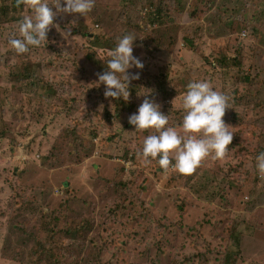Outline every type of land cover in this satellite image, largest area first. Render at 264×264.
Masks as SVG:
<instances>
[{
  "label": "rangeland",
  "instance_id": "1",
  "mask_svg": "<svg viewBox=\"0 0 264 264\" xmlns=\"http://www.w3.org/2000/svg\"><path fill=\"white\" fill-rule=\"evenodd\" d=\"M159 5L161 25L137 21L140 7ZM72 20L56 17L44 47L30 48L31 70L47 84L28 80L21 93L22 66L7 43L20 20L0 26V264H225L231 251L227 264H264V180L255 168L264 81L249 85L255 97L233 65L216 62L239 58L243 72L264 80V0H95ZM98 33L113 35L114 48L123 35L137 37L133 55L144 67L128 101L106 100L92 84L114 49L92 42ZM195 81L232 98L227 156L187 176L143 165L136 153L155 133L128 123L140 94L151 90L166 127L179 130L181 98ZM81 221L79 236L64 233Z\"/></svg>",
  "mask_w": 264,
  "mask_h": 264
},
{
  "label": "clouds",
  "instance_id": "2",
  "mask_svg": "<svg viewBox=\"0 0 264 264\" xmlns=\"http://www.w3.org/2000/svg\"><path fill=\"white\" fill-rule=\"evenodd\" d=\"M30 14L18 22V29L8 38L9 47L17 54L28 53L30 48L41 47L47 42L48 32L55 26L56 17H85L95 6V0H16ZM53 8L55 11H53ZM132 34L118 39L114 49L108 52L104 71L97 73L92 84L95 88L104 86L103 96L110 100L130 97V85L140 78L144 64L133 55ZM131 69L137 71L132 72ZM151 90H144V99L137 111L128 117L134 132L154 130L144 138L142 148L136 153L137 159L147 166L156 161L165 172H175L181 176L193 174L206 159H223L229 152L233 140L232 128L226 125L223 117L231 109V97L222 91L214 90L208 81H195L187 85L182 95L180 107L182 122L179 130L168 125V115L161 112V105L149 99ZM255 168L260 179L264 180V152L255 157Z\"/></svg>",
  "mask_w": 264,
  "mask_h": 264
},
{
  "label": "trees",
  "instance_id": "3",
  "mask_svg": "<svg viewBox=\"0 0 264 264\" xmlns=\"http://www.w3.org/2000/svg\"><path fill=\"white\" fill-rule=\"evenodd\" d=\"M48 1H50V0H48ZM154 8L155 9L148 11V10H144V7H140L139 10L137 11V21L141 22L145 25L148 24L151 26L161 25V23H162L161 20H162V17L164 16L163 12L161 10L162 5H159L158 7H154ZM25 10L26 9L22 5L19 7L17 6L16 0H0V26H2L3 24L9 23V22L21 20ZM117 18L121 19L122 23H125V19L127 17L123 16V14L121 13L118 15ZM128 25L131 26V24H128ZM132 26H135V25H132ZM138 28L143 30L144 33L146 34L147 29L145 26H142L141 24H139ZM113 37H114L113 35L106 36L105 33H102V34L98 33L97 35H95L93 37L92 42H102V43L107 42L109 45V46H107L108 48H114L115 41H114V39H112ZM188 42H190V41H188ZM189 44L190 43H188V45ZM30 51H31V49L29 50V52ZM28 53L18 55L16 58V62H15V66H17L16 68H18L19 66H22V71H21V73H19V80H18L21 82L20 87H19V91H18L20 93L23 90V83L24 82L27 83L26 81H28V80L29 81L32 80V82L28 83L29 86H32L33 83H35V81L33 79H35L37 81H43L45 84H47V80L44 79L43 76L38 75L37 71L36 72L34 71L35 69L31 70L32 64L28 60ZM21 56H23V57H21ZM226 61H229V62H226ZM216 62L218 64L219 68H225V66L227 64L233 65V67H235V69H236V72L240 74L239 76H237L238 79L236 78V80H238L237 83H239V84L241 83V84H245V85L248 84V87L251 88L249 90L250 94H252L256 97V91L254 90L255 89L254 86L253 85L249 86V85H251L255 81H257V82L264 81V80L258 81L259 75L255 74V76H253L250 73L243 72L242 71V65L239 61V58H237V60L236 59L228 60L227 58H225L224 55H222L218 59H216ZM104 66H106V65H104ZM36 70H37V68H36ZM103 71L104 70H102L101 72H103ZM11 76H12V68L9 67L8 77L10 78ZM161 78H162V80H161L162 82L166 81V79H167L166 77H164V75ZM235 92H236V90L234 91V93ZM255 178H257L256 175H254V179ZM114 210H115V208H112L110 210V213L115 214L116 211H114ZM72 223L67 225V229H64L65 234L71 235V236H74V235L79 236L81 234V231L83 230V228L87 225L86 221H81V222L77 223L76 225L72 224ZM72 234H74V235H72ZM234 254H235V252L231 251L224 256L225 264H227V262H229V261H233ZM204 261L206 262V259Z\"/></svg>",
  "mask_w": 264,
  "mask_h": 264
}]
</instances>
